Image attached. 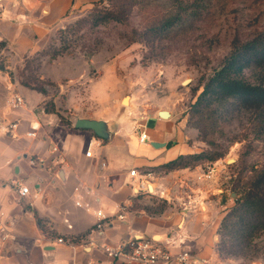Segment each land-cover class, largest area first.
Returning <instances> with one entry per match:
<instances>
[{"label": "crops", "instance_id": "crops-1", "mask_svg": "<svg viewBox=\"0 0 264 264\" xmlns=\"http://www.w3.org/2000/svg\"><path fill=\"white\" fill-rule=\"evenodd\" d=\"M84 1L95 3L53 0L42 8L28 1V9L22 2L13 6L12 0H0V42L6 43L0 50L5 57L0 65V214L14 236L0 264H124L108 258L97 245L133 239L151 240L173 254L190 250L210 264H241L222 259L216 245L221 221L237 199L229 178L221 176L224 165L213 166L210 180H199L209 164L167 174L148 172L204 148L197 131L188 127L178 96L148 99L139 106L130 98L128 107L121 105L120 97H110V104L98 111L77 113L78 118L114 122L113 138L103 141L45 113V96L11 79L26 57L45 48L37 46L39 38L47 33L54 37V28L48 32L49 16L63 20ZM61 92H69L68 86ZM14 94L24 99L23 109L8 108ZM161 110L170 116L159 117ZM15 122L17 128L10 130ZM32 126L39 127L34 138L28 137ZM142 131L150 137L148 144L139 140ZM88 148L91 157L86 156ZM13 182L28 187L30 194L20 195ZM98 210L108 220L98 235H90ZM161 235L162 240H155Z\"/></svg>", "mask_w": 264, "mask_h": 264}, {"label": "rangeland", "instance_id": "rangeland-1", "mask_svg": "<svg viewBox=\"0 0 264 264\" xmlns=\"http://www.w3.org/2000/svg\"><path fill=\"white\" fill-rule=\"evenodd\" d=\"M19 1L25 2V5H28V1L40 3L45 8L53 0ZM73 1L76 3L77 0ZM12 2L15 6L19 5L16 0ZM92 4L84 1L68 12L63 20L49 16L48 32L54 28V37L47 33L44 38L38 39L37 46L42 49L50 44L59 46L56 31L86 17ZM154 14L153 10L135 9L127 29L108 25L94 31L83 30L78 34L81 38L56 60L43 57L35 59L38 61H31L32 66L41 64L37 76L45 82L42 84L46 93L42 94L46 98L43 108L53 106L58 118L59 114L64 120L74 124L73 121L78 118L77 113L98 111L110 104V97H120L122 102L123 98L129 96L139 106L148 103V99L159 101L178 96V102L185 106L187 115L190 104L195 102L207 78L230 51L233 39L237 36L245 41L264 33V0H216L209 13L199 22L198 29L185 38L164 42L162 46L151 49L141 43L129 44L120 37L124 31L144 30ZM40 20L43 23L42 18ZM33 57L34 55L31 60ZM61 58L65 59L62 61ZM4 59L5 57L0 56V65ZM25 64L24 61L22 68L17 69L16 73L12 72L10 76L11 79H17L19 84L20 72ZM44 75L49 78H44ZM71 77L79 80H70ZM51 79L60 80L55 83ZM188 79L191 80L190 84L184 86L183 82ZM66 86L69 92L62 93V87ZM129 104L130 99L128 105L121 103L123 107H128ZM224 131L225 137L221 142L225 147L228 146V153L224 159L209 165L226 167L221 176L229 178L233 191L235 183H239V186L246 185L254 178L256 171L264 167V142L247 137L245 125L234 124ZM205 148L206 144L203 149ZM218 241L219 238L216 239V245ZM234 260L241 264L254 263ZM256 261L264 264L262 259Z\"/></svg>", "mask_w": 264, "mask_h": 264}, {"label": "trees", "instance_id": "trees-1", "mask_svg": "<svg viewBox=\"0 0 264 264\" xmlns=\"http://www.w3.org/2000/svg\"><path fill=\"white\" fill-rule=\"evenodd\" d=\"M216 0H98L89 14L56 31L59 46L50 44L25 58L20 72V85L45 95L44 84L37 76L41 64L31 61L43 57L56 60L67 53L81 37L83 30L115 25L128 28L135 9L153 10L152 20L144 30L124 31L120 37L129 44L141 43L151 49L182 39L198 29ZM6 47L0 42V50ZM91 54V53H90ZM92 55V54H91ZM202 91L187 111L188 126L197 131V141L206 144L201 152L180 155L176 159L148 170L167 174L173 171L215 164L225 158L228 146L222 144L225 128L245 125L247 137L264 142V33L249 40L235 37L230 51L220 66L207 78ZM47 114H57L54 107H45ZM64 125L72 123L59 115ZM235 205L221 221L217 250L222 258L264 261V167L244 186L233 185ZM39 226L43 227L41 221Z\"/></svg>", "mask_w": 264, "mask_h": 264}, {"label": "built area", "instance_id": "built-area-1", "mask_svg": "<svg viewBox=\"0 0 264 264\" xmlns=\"http://www.w3.org/2000/svg\"><path fill=\"white\" fill-rule=\"evenodd\" d=\"M7 105L11 110H20L25 107V101L20 95L14 94L8 100ZM141 120H145V116H142ZM8 128L10 130H15L17 128V123L15 122L10 124ZM38 129V126H32L30 132L28 133V137H36V132ZM139 140L142 144H148L150 142V137L145 131H142L139 134ZM52 151L56 152L57 148L53 147ZM91 155L92 150L91 148H88L86 156L91 157ZM38 162L40 161L38 160ZM31 163L34 164L35 160H33ZM136 173L137 172L135 170L131 171V176L135 177ZM213 175V166L209 165L203 176L199 177V180H210L212 179ZM147 176L151 177L152 175L148 174ZM13 185L15 188H17L20 195L25 196L30 194V189L26 186H23L20 182H13ZM95 216V227L91 230L90 235H98L105 228L106 222L108 220V216L102 210L96 211ZM119 218L122 219V215H120ZM13 240L14 236L9 232L4 222L3 214H0V256L4 254V251L8 248ZM58 242L73 246L71 241L67 242L63 239H59ZM97 246L101 248L103 253L108 258L123 262L124 264H210L207 259L195 257L190 250H182L177 254H173L167 248L161 247L155 242L145 239H133L125 244L114 246L107 244H98Z\"/></svg>", "mask_w": 264, "mask_h": 264}, {"label": "water", "instance_id": "water-1", "mask_svg": "<svg viewBox=\"0 0 264 264\" xmlns=\"http://www.w3.org/2000/svg\"><path fill=\"white\" fill-rule=\"evenodd\" d=\"M18 4H20L19 0H16ZM25 4V2H24ZM13 6L14 2H13ZM28 9L31 8L30 3L28 5H25ZM20 21H24V18L19 17ZM191 80H185L183 82V85L186 86L190 84ZM130 97L126 96L122 100L123 105H128ZM158 116L161 118H168L170 116L169 112L166 110H161L158 112ZM74 127L79 130H88L94 133V135L103 141H110L113 138L114 130H115V124L112 121H105L100 119H93V118H77L74 122ZM152 190V187H151ZM164 238L163 235L156 236L155 240H162Z\"/></svg>", "mask_w": 264, "mask_h": 264}]
</instances>
